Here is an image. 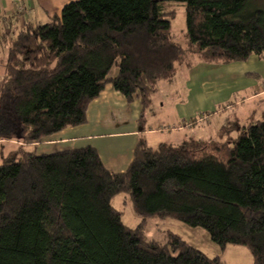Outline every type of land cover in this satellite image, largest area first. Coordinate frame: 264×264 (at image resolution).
I'll return each mask as SVG.
<instances>
[{"label": "trees", "instance_id": "obj_1", "mask_svg": "<svg viewBox=\"0 0 264 264\" xmlns=\"http://www.w3.org/2000/svg\"><path fill=\"white\" fill-rule=\"evenodd\" d=\"M173 2L186 9L187 47L165 12ZM250 2L77 0L11 39L0 143L17 146L0 153V264H224L172 232L148 240L151 217L203 229L222 250L243 246L252 264H264V116L227 125L214 141L151 147L142 139L123 173L92 146L41 155L29 147L84 124L108 84L140 98L144 128L158 83L190 56L224 64L264 56V11ZM121 194L142 218L136 228L112 204Z\"/></svg>", "mask_w": 264, "mask_h": 264}, {"label": "crops", "instance_id": "obj_2", "mask_svg": "<svg viewBox=\"0 0 264 264\" xmlns=\"http://www.w3.org/2000/svg\"><path fill=\"white\" fill-rule=\"evenodd\" d=\"M73 1L77 0H0V89L11 39L28 24H46L54 16H61L64 6ZM181 67H178L173 80L163 81L167 87H175V93L179 87L181 93L174 99L169 97L174 101L173 106H168L169 114L178 130L173 128L168 133H182L171 137V143L152 138V135L162 138L161 134L168 131L160 129L162 124L159 126L154 117V97L152 112H145L146 123L141 128L143 108L140 98L130 102L112 84H108L88 106L84 124L66 128L41 142L29 144V147L35 148L41 155L92 146L108 170L123 173L132 163L136 147L142 139L151 147L160 143L179 145L193 139L185 134L187 129L212 122L216 140L227 125L247 126L263 118L264 56L252 55L246 61L226 64L207 63L193 57ZM199 112L209 115L204 121L206 123H195L193 120ZM226 112L230 113L229 123L222 116ZM188 125L189 128L186 127ZM232 135L236 137L237 132ZM5 144L17 146L15 142H3L0 147Z\"/></svg>", "mask_w": 264, "mask_h": 264}, {"label": "rangeland", "instance_id": "obj_3", "mask_svg": "<svg viewBox=\"0 0 264 264\" xmlns=\"http://www.w3.org/2000/svg\"><path fill=\"white\" fill-rule=\"evenodd\" d=\"M257 9L264 11V0H251L249 5V10L253 11ZM165 12L174 13L173 14L174 20L172 22V33L174 40L179 44H181L183 47H187L188 39L186 34L185 6L183 4L173 2L166 6ZM189 58H193V57L190 56ZM179 68L182 67L180 66ZM116 75H117V69L113 70L111 73V76L113 77ZM173 88L175 87H171L170 85H168L167 87V85L164 82L159 83V85H157V91L153 96L155 99L154 109L152 106L151 109L147 112L148 114H150L153 109L154 117L158 121L159 126L160 124H162L161 125L162 128L160 127V129L168 130L166 131V133L161 134L162 138L153 135L152 138H156V140H162L168 143H171L170 142L171 137H174L175 135H177V133L182 134L181 132H177L176 134L168 133L173 128H175L176 131L178 130L177 124L172 123V117H171L172 115L169 114L170 107L168 106L170 104L173 106L172 103H174V101L170 100L169 97H172L174 99L175 96H180L181 93L179 91V87H178V92L176 91V93L174 92ZM163 104L164 106H161ZM207 115L208 114L206 113L199 112L195 117L196 119L193 120L194 121L197 120L195 121V123L196 122L203 123ZM222 116H224L223 118L226 117L225 121L227 123L230 122L229 112H226L225 115ZM201 119H203V121ZM186 127L189 128V125ZM212 130H213V126L211 122L210 124L196 126L193 129H187L185 131V134H188V137H192L193 139L196 140L200 139V140L214 141L215 137H213ZM208 139H212V140H208ZM216 139H218V136H216ZM147 143L150 146V143L149 142ZM12 148H15V145L5 144L2 147H0V153L9 151ZM112 204L117 210H119L123 214V221L128 227L136 228L142 222V218H140L134 212L132 201L129 195L121 194L114 197ZM143 229L145 231V235L148 238V240H155L160 243H163L165 241L166 233L172 232L181 236L190 245L200 249L201 251L205 252L207 255L211 257L218 255L221 256L224 261V264H252V256L248 248L243 246L228 245L224 250H222L219 246H217L210 240L209 236L203 229L200 228L193 229L176 220L159 219L156 217H151L148 218L145 223H143Z\"/></svg>", "mask_w": 264, "mask_h": 264}, {"label": "built area", "instance_id": "obj_4", "mask_svg": "<svg viewBox=\"0 0 264 264\" xmlns=\"http://www.w3.org/2000/svg\"><path fill=\"white\" fill-rule=\"evenodd\" d=\"M208 117H209V115L206 116L205 120H206ZM201 120L203 121V119H201ZM205 120H204V121H205ZM196 121H197V120H196ZM199 122H200V121H199Z\"/></svg>", "mask_w": 264, "mask_h": 264}]
</instances>
